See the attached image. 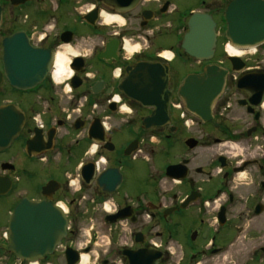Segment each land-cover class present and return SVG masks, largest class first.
<instances>
[{
	"label": "flooded vegetation",
	"instance_id": "flooded-vegetation-1",
	"mask_svg": "<svg viewBox=\"0 0 264 264\" xmlns=\"http://www.w3.org/2000/svg\"><path fill=\"white\" fill-rule=\"evenodd\" d=\"M175 1L0 0V108L10 106L20 122L9 142L2 128L0 197L8 216L27 199L54 205L68 220L54 253L34 264H82L85 255L92 264H264V43L245 50L237 71L212 13L221 0L201 2L195 11L217 20L214 63L228 72L204 121L179 96L205 64L193 68L182 49L193 11L181 17ZM17 32L54 54L76 52L70 77L58 83L51 69L35 89L12 88L2 41ZM162 37L176 40L169 70L130 75L142 64H167ZM167 72L169 122L159 111L151 127L154 106L121 88L159 89Z\"/></svg>",
	"mask_w": 264,
	"mask_h": 264
},
{
	"label": "water",
	"instance_id": "water-1",
	"mask_svg": "<svg viewBox=\"0 0 264 264\" xmlns=\"http://www.w3.org/2000/svg\"><path fill=\"white\" fill-rule=\"evenodd\" d=\"M227 23L226 38L239 48L256 47L264 42V1L263 0H232L225 12ZM2 13L0 9V29ZM188 33L182 47L186 54L199 62L213 59L216 48V23L205 13H194L188 20ZM53 53L50 50L33 47L28 36L19 32L3 40L2 64L5 77L9 84L17 90L26 91L42 84L53 65ZM234 69H243L239 59L231 58ZM237 62V64H235ZM168 66L142 64L128 69L130 75L141 74L154 77L157 70ZM164 76V75H163ZM227 71L215 66L205 67L203 75H190L179 90V95L186 108L201 119L210 120L212 107L221 95ZM245 79L239 82L245 87ZM169 73L166 83L162 81L160 88L146 86L140 90L128 89V82L122 91L128 96L155 107V113L147 124L158 125L157 113L160 111L168 122V113L172 93L168 87ZM13 116L15 119H10ZM18 114L10 106L0 108V146L3 143L2 128L6 129V140L20 130ZM194 147L196 142H188ZM6 182L0 179L1 189ZM7 185V184H6ZM68 221L64 212L52 204L23 200L14 209L8 225V251L13 253L22 264L44 259L54 253L55 248L67 234Z\"/></svg>",
	"mask_w": 264,
	"mask_h": 264
},
{
	"label": "rangeland",
	"instance_id": "rangeland-1",
	"mask_svg": "<svg viewBox=\"0 0 264 264\" xmlns=\"http://www.w3.org/2000/svg\"><path fill=\"white\" fill-rule=\"evenodd\" d=\"M204 0H176L175 4L179 7L180 9V16L182 15H187L191 11H195L197 8H201V2ZM230 0H221L219 3L215 4V8H213L212 13L217 15L220 20V33L223 34L224 29H225V23H224V12L225 9L228 5ZM218 10V12L216 11ZM217 12V13H216ZM187 17V16H184ZM216 20V19H215ZM218 20V21H219ZM217 21V20H216ZM185 26V23H184ZM182 31V28H181ZM183 32H180V34ZM222 41V39H221ZM34 44V41H32ZM159 45L162 46V49H169L171 46H174L176 43V40L170 37H162L158 41ZM60 52H63V50H60ZM219 59L224 60V55L222 54ZM193 68H196L195 62L192 61ZM11 209V206H9L5 199L3 197H0V237L2 234V231L6 229L8 225V211ZM107 248V247H106ZM105 248V249H106ZM104 249V250H105ZM95 258H91L90 262L88 264H92L94 262ZM0 264H15L13 257L10 258L9 255H7L4 251L0 253Z\"/></svg>",
	"mask_w": 264,
	"mask_h": 264
},
{
	"label": "bare ground",
	"instance_id": "bare-ground-1",
	"mask_svg": "<svg viewBox=\"0 0 264 264\" xmlns=\"http://www.w3.org/2000/svg\"><path fill=\"white\" fill-rule=\"evenodd\" d=\"M110 20V18L107 19V22H109ZM134 50H137V48ZM226 51L231 57H241L246 53L244 50L236 49L230 45L226 46ZM250 52H254V49H251ZM76 55L77 53L74 52L70 47H65L63 52H59L56 54L54 64V76L56 82L61 83L64 78L70 77L72 73L70 70V62L72 61L71 58ZM90 260L91 258L89 256H82V264H88Z\"/></svg>",
	"mask_w": 264,
	"mask_h": 264
}]
</instances>
